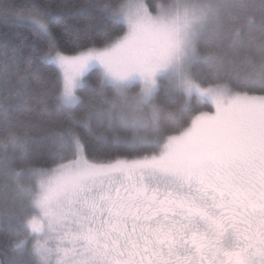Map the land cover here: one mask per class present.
<instances>
[{
	"label": "snow or ice",
	"instance_id": "6c2138e0",
	"mask_svg": "<svg viewBox=\"0 0 264 264\" xmlns=\"http://www.w3.org/2000/svg\"><path fill=\"white\" fill-rule=\"evenodd\" d=\"M0 26V264H264V0Z\"/></svg>",
	"mask_w": 264,
	"mask_h": 264
},
{
	"label": "trees",
	"instance_id": "16d2710c",
	"mask_svg": "<svg viewBox=\"0 0 264 264\" xmlns=\"http://www.w3.org/2000/svg\"><path fill=\"white\" fill-rule=\"evenodd\" d=\"M67 3L72 4V3H78L80 0H66ZM4 31L3 26H0V32Z\"/></svg>",
	"mask_w": 264,
	"mask_h": 264
}]
</instances>
